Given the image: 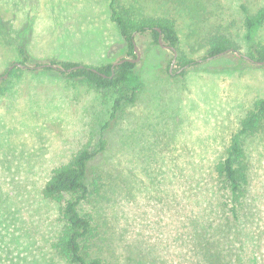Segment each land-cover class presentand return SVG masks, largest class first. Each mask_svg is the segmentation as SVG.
Returning <instances> with one entry per match:
<instances>
[{
    "label": "rangeland",
    "instance_id": "rangeland-1",
    "mask_svg": "<svg viewBox=\"0 0 264 264\" xmlns=\"http://www.w3.org/2000/svg\"><path fill=\"white\" fill-rule=\"evenodd\" d=\"M120 4L121 11L136 17H171L177 54L195 62L182 66L176 59L169 69L170 48L150 44L147 33L135 36L140 85L114 116L117 94L66 78L57 69L31 63L5 77L0 264H73L55 245L58 205L42 195V187L52 170L84 144L93 154L86 179L90 194L80 208L92 231L82 244L105 264H178L177 212L181 205L187 212L201 208L208 195L196 185L226 157L233 138L249 163L250 197L264 212V112L258 111L264 63L232 50L204 58L196 48L200 36L219 25L238 39L242 55L264 47V24L250 36L244 26L245 17L264 7V0ZM0 18L8 38L23 43L37 63L62 59L100 66L129 56L110 19L109 0H0ZM13 40L5 42L0 35V75L21 62ZM251 112L261 117L253 132L243 127Z\"/></svg>",
    "mask_w": 264,
    "mask_h": 264
},
{
    "label": "trees",
    "instance_id": "trees-1",
    "mask_svg": "<svg viewBox=\"0 0 264 264\" xmlns=\"http://www.w3.org/2000/svg\"><path fill=\"white\" fill-rule=\"evenodd\" d=\"M120 8L122 9L120 0H109L110 19L117 26L127 45L126 53L129 56L122 58L135 57L134 44L136 45L137 35L147 33L151 37L150 44H159V30L163 44L174 47L177 51L179 38L175 22L171 17H136L128 10L121 11ZM262 24H264V7L245 17L244 26L247 36ZM227 28L219 25L214 31H205L200 36L196 48L203 51L204 58L216 57L232 50L243 59L264 60V47H255L253 51L242 55L238 39ZM5 29L0 18L1 37L5 42H12L13 39L8 38ZM150 44L147 46L149 47ZM15 45L23 66L28 67L34 63L36 65L33 67L37 68L45 64L37 63L23 43L15 41ZM176 59L182 66L195 62L192 58L178 54ZM48 63L54 67L50 65L41 67L48 70L57 69L66 78L76 79L99 90H111L117 94L112 106V116L124 100H132L134 90L140 85L136 62L130 60H124L116 65L110 62L100 66L62 59H53ZM8 67L4 72L8 76L19 69L16 64L10 70ZM3 74L0 75V91L5 87L7 80ZM129 90L132 94L127 97ZM258 111L264 112V98L258 103ZM259 119L261 120V117L257 112H251L243 120L244 129L253 132V127ZM92 154L89 145L84 144L69 157L67 162L52 170L42 187V195L58 205L59 230L55 245L73 264H105L102 258L91 257L82 244L92 231L90 218L81 213L80 208L81 203L86 201L90 194L86 179ZM250 173L245 151L233 138L227 146L226 157L216 162L209 170L205 178L207 182L196 185L200 194L208 195L201 208L195 212H191L192 208H190L187 212L185 206L181 205L177 212L180 214L181 225L174 237L178 264H264V212L261 210L262 206L250 197ZM216 182L222 187L217 189ZM216 190L221 192L226 190V192L221 194Z\"/></svg>",
    "mask_w": 264,
    "mask_h": 264
},
{
    "label": "water",
    "instance_id": "water-1",
    "mask_svg": "<svg viewBox=\"0 0 264 264\" xmlns=\"http://www.w3.org/2000/svg\"><path fill=\"white\" fill-rule=\"evenodd\" d=\"M158 30H159V29H158ZM158 43H159L160 45H163L164 47H168V48H170V49L172 50V52H173V57H172V59H171L170 65H169V69H171V67L173 66V64H174V62H175V60H176V57H177V51H176V49H175L174 47H171V46H168V45H164V44H163V42H162V36H161L160 30H159V35H158ZM134 52H135V57H134V58H122V59H119V60H117V61H114V62H113V65L119 64V63H121V62L124 61V60H130V61L136 62V61L139 59L140 53H139V51L137 50V47H136L135 44H134ZM247 58H248V57H247ZM249 60L252 61V62H255V63H260V64L264 63V60H263V61H256V60H253V59H249ZM15 64L18 65V66H23L21 63H18V62H16ZM15 64H11V65H9L8 69L10 70ZM44 65H50V66H53V67H54V65H51V64H49V63H45V64H41L40 66H37V68H39V67H41V66H44ZM178 71H180V69H179ZM6 76H7V73H4V74H3V77H6Z\"/></svg>",
    "mask_w": 264,
    "mask_h": 264
}]
</instances>
